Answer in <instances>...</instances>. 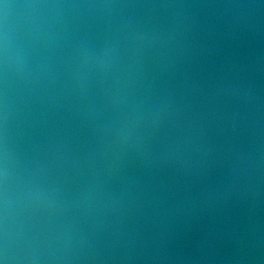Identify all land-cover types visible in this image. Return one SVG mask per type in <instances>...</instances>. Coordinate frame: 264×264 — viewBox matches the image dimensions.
Listing matches in <instances>:
<instances>
[{"label":"water","instance_id":"95a60500","mask_svg":"<svg viewBox=\"0 0 264 264\" xmlns=\"http://www.w3.org/2000/svg\"><path fill=\"white\" fill-rule=\"evenodd\" d=\"M0 264H264V0H0Z\"/></svg>","mask_w":264,"mask_h":264}]
</instances>
